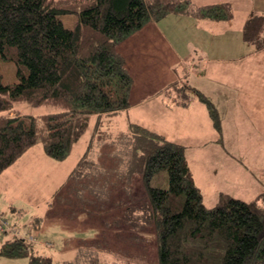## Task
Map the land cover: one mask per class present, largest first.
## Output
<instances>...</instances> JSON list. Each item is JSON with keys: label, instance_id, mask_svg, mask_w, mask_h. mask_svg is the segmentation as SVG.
<instances>
[{"label": "trees", "instance_id": "trees-1", "mask_svg": "<svg viewBox=\"0 0 264 264\" xmlns=\"http://www.w3.org/2000/svg\"><path fill=\"white\" fill-rule=\"evenodd\" d=\"M65 14L75 16L72 27L64 26ZM169 14L226 21L233 10L228 2L192 0H0V57L14 63L17 78L4 84L0 73V174L38 143L49 158L64 160L95 115L87 150L51 203L70 216L83 210L102 227L60 262L34 242L1 232V257L27 258L28 264H99L92 249L112 253L110 243L137 244L138 252L128 256L139 264L148 259L143 234L152 227L158 264H264L263 196L243 200L222 192L208 207L183 144L137 123L117 132L103 127L101 115L130 105L132 77L117 46L148 21ZM243 37L264 47L263 13L247 17ZM172 88L183 90L182 105L188 102L186 90L195 95L221 133V115L211 99L186 84ZM18 102L58 109L10 116ZM125 141L132 155H116ZM97 143L104 146L105 165L91 155ZM133 175L140 177L143 192H134ZM160 176L163 185L154 183ZM33 221L35 226L39 220Z\"/></svg>", "mask_w": 264, "mask_h": 264}, {"label": "crops", "instance_id": "crops-1", "mask_svg": "<svg viewBox=\"0 0 264 264\" xmlns=\"http://www.w3.org/2000/svg\"><path fill=\"white\" fill-rule=\"evenodd\" d=\"M192 1L196 4L228 2L233 16L226 21H212L184 14H169L160 20L145 23L116 48L132 77L130 105L117 113L103 114L100 119L106 122L104 128L109 127L114 132L125 131L130 123H137L183 144L185 150L193 142L200 148L199 154L203 158L205 148L221 147L226 140L233 143H257L264 139V47L258 49L243 37L247 17L253 13L264 14V6L256 7L263 8L257 11L249 9L252 4L250 0L247 3L244 0ZM183 84L198 89L212 100L221 115V133L216 131L206 106L195 95H189L186 105L180 103L172 87L177 88ZM132 107L136 113L148 114L149 121L135 117ZM14 113L11 111L10 116ZM255 113L258 115H253ZM93 116L96 122L97 117ZM228 118L229 129L224 130L223 123H227ZM31 147L17 159L18 163H21L25 155L33 154L29 151ZM87 147H84L73 166L68 169L65 180ZM42 154L44 152L41 148L40 157ZM187 160L192 170L190 160ZM12 165L2 171L0 179L12 173L9 172ZM59 187L51 191L52 197ZM222 192L225 193L220 191L216 194V201ZM80 213L85 215L83 224H100L83 210L73 216L55 210L54 217L65 218L69 222ZM39 226L37 221L35 227ZM91 239L80 238L77 247L79 243ZM37 246L43 247L42 244Z\"/></svg>", "mask_w": 264, "mask_h": 264}, {"label": "rangeland", "instance_id": "rangeland-1", "mask_svg": "<svg viewBox=\"0 0 264 264\" xmlns=\"http://www.w3.org/2000/svg\"><path fill=\"white\" fill-rule=\"evenodd\" d=\"M246 1L249 2V0H244L245 3H247ZM250 2L252 4L249 5V9H257L256 7L258 6H264V0H250ZM262 7L258 8L257 11L263 9ZM235 8L237 9L236 6ZM61 20L65 27H71L75 22V16L73 14H65L61 16ZM0 73L4 84L15 82L17 79L14 63L3 60L1 57ZM187 91L186 93L193 95ZM176 93L181 95L183 90L179 89ZM57 109L53 105L32 106L27 102L15 103L13 107L15 113L34 116L54 112ZM131 111L135 113V117H142L141 119L149 121L148 114L144 112L136 113L133 107ZM253 115L256 116L258 114L255 113ZM130 117L133 118L132 116ZM94 118V116L91 117L87 130L79 141L74 143L75 145L73 144L72 150H70L65 160H54L44 154L40 157L42 147L38 143L29 149L33 154L25 155L24 158H21V163H18L17 160L12 165L13 167L9 169V172L12 173L7 177L2 176L0 179V212H2L0 215L7 219L12 228L21 230L24 237L34 236L37 239L35 244L43 245L42 248H39L40 251L52 255L56 262L73 256L80 238H95L102 228L97 222L88 225L83 224L85 223L83 222L85 215L81 213L75 219L69 220V222L65 218L54 217L56 209L54 203H51L54 196L50 195L54 188L63 186L67 182L65 177L68 169L73 166L76 158L91 139L93 124L95 123ZM228 123H230L229 118L227 123H223L224 130L229 129ZM105 126L106 122L103 123V127ZM227 134L228 132L225 131V135ZM128 139L132 140L131 135ZM99 142L101 143V140ZM189 145L186 147L185 157L190 160L193 177L196 183L200 185L203 202L206 206L215 205L216 194L220 191L243 200H251L257 194L264 198V139L257 143L255 141L233 143V141L229 142L226 140L221 147L210 146L205 148L203 158L199 154L200 148L198 146L194 145L193 142H190ZM102 147L104 146H99L97 143L96 147H93L92 150L94 152L91 155L96 157L94 162H102L101 164L105 165L107 158L101 153ZM116 150H118L114 152L116 155L121 151L124 156H130L132 155L133 147H131L129 141L128 143L125 141L124 147L122 148L121 146ZM97 157L104 158V161ZM124 159L127 161L128 158L125 157ZM115 165L119 164L116 163ZM124 166L125 174H128L127 165L125 164ZM81 168L84 169V165ZM162 174L165 173L163 172ZM161 176L158 180H154L155 184L163 185L165 183L162 181ZM133 181L135 185L134 192H143L140 177L133 175ZM141 198L143 199V196ZM61 213L65 214L63 211ZM82 215L83 217H81ZM35 218L39 219V228H36L33 224ZM143 235L146 239L144 247H146L145 252L148 255V259L146 262L139 264H158L154 228L148 227L144 230ZM4 237V234L0 235V238L3 239ZM45 242H49L50 245L45 246ZM109 245L113 246L114 252L91 250L95 253L92 256L100 261L99 264H136V261H133L128 254L138 252L137 244L114 246V244L110 243ZM122 250H125L124 252L126 253L122 252ZM86 251L89 250L86 249ZM0 264H28V260L27 258L10 259L0 256Z\"/></svg>", "mask_w": 264, "mask_h": 264}, {"label": "built area", "instance_id": "built-area-1", "mask_svg": "<svg viewBox=\"0 0 264 264\" xmlns=\"http://www.w3.org/2000/svg\"><path fill=\"white\" fill-rule=\"evenodd\" d=\"M7 231H9L12 235L22 237V238H26L27 240L34 242V243L37 241V239L31 235L24 237L21 230L12 228L10 226L9 222L7 221V219L0 216V233L1 232H7ZM49 245H50L49 242H45V246H49Z\"/></svg>", "mask_w": 264, "mask_h": 264}]
</instances>
